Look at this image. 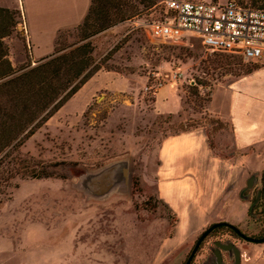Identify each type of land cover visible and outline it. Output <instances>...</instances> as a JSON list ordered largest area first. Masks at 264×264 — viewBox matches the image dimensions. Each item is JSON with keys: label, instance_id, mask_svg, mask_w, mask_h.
<instances>
[{"label": "rangeland", "instance_id": "1", "mask_svg": "<svg viewBox=\"0 0 264 264\" xmlns=\"http://www.w3.org/2000/svg\"><path fill=\"white\" fill-rule=\"evenodd\" d=\"M20 4V0H0V7H17L18 11L17 33L4 40L13 67L23 64L18 62L25 51L29 52L21 36L25 12ZM143 18H148V12L93 39L95 59L112 51L108 66L127 77L115 79L103 74L90 78L21 148L23 155L64 169L65 178L19 182L11 197L3 200L0 264L185 261L198 236L182 247H173L174 220L156 200L153 190L156 148L168 134L202 127L210 148L227 155V129L205 113V101L213 87L244 76L250 64L235 55L209 52L194 38L182 42L150 39L143 27L133 25ZM174 74L176 78L172 79ZM159 88L156 106L174 111L178 93L183 102L180 116L153 113L151 101ZM191 88L197 91L196 99L191 97ZM97 89L108 92L96 93L86 106ZM124 89L128 92L109 93ZM115 159L129 162V183L123 194L113 193L105 200L95 201L74 189V181L84 171ZM263 170L256 174L257 183ZM254 214L247 225L237 228L245 236L262 238L261 208ZM218 239L229 241L237 249L250 250L259 245L232 234ZM210 241L206 238L202 247ZM198 262L195 254L191 264Z\"/></svg>", "mask_w": 264, "mask_h": 264}, {"label": "crops", "instance_id": "2", "mask_svg": "<svg viewBox=\"0 0 264 264\" xmlns=\"http://www.w3.org/2000/svg\"><path fill=\"white\" fill-rule=\"evenodd\" d=\"M20 2L25 12L21 36L33 62L49 55L57 32L80 24L89 6V0ZM24 61L22 55L18 63ZM103 74L115 79L127 77L99 71L91 79ZM159 90L153 95V113L180 116L183 113L181 96L176 94L174 111L159 109L156 106ZM101 91L108 92L97 89L90 95L86 106ZM124 91L127 90L109 93ZM208 98L205 113L226 126L229 137L227 155L210 148L202 127L164 136L155 152L153 190L155 198L174 220L172 237L176 242H173V247H182L215 223H228L235 227L247 225L249 203L241 198V191L250 177L264 168V65L238 79L218 84L212 88ZM238 250L239 264H264L263 245Z\"/></svg>", "mask_w": 264, "mask_h": 264}, {"label": "trees", "instance_id": "3", "mask_svg": "<svg viewBox=\"0 0 264 264\" xmlns=\"http://www.w3.org/2000/svg\"><path fill=\"white\" fill-rule=\"evenodd\" d=\"M163 1L89 0L80 24L57 32L49 55L33 62L29 52L25 51V61L18 67L11 65L8 47L4 43L12 33H17L18 11L0 7V204L11 197L19 182L65 178L64 169L23 155L21 148L95 73L122 74L108 66L112 51L100 60L95 59L93 39L143 12H149ZM244 1L251 7L264 9V0H238L240 3ZM22 47L26 50L24 44ZM215 63L221 65L220 62ZM247 63L250 68L244 75L259 67L255 63ZM128 74H131L130 70ZM191 91V97L196 99V89L191 88ZM208 100L207 97L205 104ZM227 234L233 235V232L217 228L207 236V240L214 241Z\"/></svg>", "mask_w": 264, "mask_h": 264}, {"label": "built area", "instance_id": "4", "mask_svg": "<svg viewBox=\"0 0 264 264\" xmlns=\"http://www.w3.org/2000/svg\"><path fill=\"white\" fill-rule=\"evenodd\" d=\"M133 25L143 27L150 39L194 38L209 52L264 64V9L236 0H164L149 10L147 19H137Z\"/></svg>", "mask_w": 264, "mask_h": 264}, {"label": "water", "instance_id": "5", "mask_svg": "<svg viewBox=\"0 0 264 264\" xmlns=\"http://www.w3.org/2000/svg\"><path fill=\"white\" fill-rule=\"evenodd\" d=\"M129 162L127 159H115L101 165L93 170L84 171L74 181V189L81 193L87 199L101 201L108 198L113 193L123 194L129 183ZM257 182L256 175H252L245 187L241 191V198L248 199V196L244 194V191L250 189ZM261 183L264 187V170L261 175ZM252 209V205L249 207V212ZM226 228L233 232L241 241L250 244H263L264 237L252 238L245 236L241 231L228 223H215L207 227L196 239L190 252L188 253L183 264H191L199 246L206 238V236L217 228ZM209 253L214 256L217 263L222 264V253H229L233 255V264H239V250L229 241L221 243L219 241L212 242L211 247L208 249ZM209 255V254H208ZM209 255L203 260L202 264H207L212 258Z\"/></svg>", "mask_w": 264, "mask_h": 264}, {"label": "flooded vegetation", "instance_id": "6", "mask_svg": "<svg viewBox=\"0 0 264 264\" xmlns=\"http://www.w3.org/2000/svg\"><path fill=\"white\" fill-rule=\"evenodd\" d=\"M244 194L248 196L247 201L249 203V207L252 205V209L249 212V216L253 217L255 215L254 213H255L256 209L261 208V217L263 218V224H264V187H263V185L261 183V179H260V182H258V183L256 182L250 189L244 191ZM207 236H206V238H207ZM233 236H235V235L233 234ZM236 238H238V237H236ZM215 241H219L221 243H225V241H221L220 239H216L214 241H211L210 244L207 245V247L204 248V247H202V243H203L202 242L201 245L199 246L197 252H196L197 256H199L198 264H202L203 260H205V258L207 256H209V255L212 256L211 257L212 259L207 264H211L212 262L217 263V261L214 258V256L212 254H210L209 251H208V249L211 247L212 242H215ZM222 257H223L222 258V264H233L234 258H233L232 254L223 252L222 253Z\"/></svg>", "mask_w": 264, "mask_h": 264}]
</instances>
